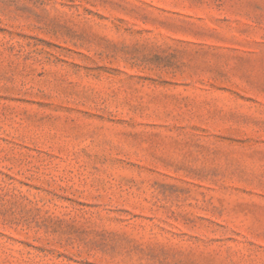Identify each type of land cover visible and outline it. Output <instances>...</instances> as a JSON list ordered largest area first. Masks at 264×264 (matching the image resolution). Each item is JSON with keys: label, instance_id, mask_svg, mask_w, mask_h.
Segmentation results:
<instances>
[{"label": "rangeland", "instance_id": "obj_1", "mask_svg": "<svg viewBox=\"0 0 264 264\" xmlns=\"http://www.w3.org/2000/svg\"><path fill=\"white\" fill-rule=\"evenodd\" d=\"M0 264H264V0H0Z\"/></svg>", "mask_w": 264, "mask_h": 264}]
</instances>
